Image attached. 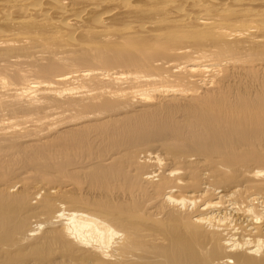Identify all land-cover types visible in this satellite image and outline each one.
I'll list each match as a JSON object with an SVG mask.
<instances>
[{"label": "bare ground", "instance_id": "1", "mask_svg": "<svg viewBox=\"0 0 264 264\" xmlns=\"http://www.w3.org/2000/svg\"><path fill=\"white\" fill-rule=\"evenodd\" d=\"M0 264H264V0H0Z\"/></svg>", "mask_w": 264, "mask_h": 264}]
</instances>
